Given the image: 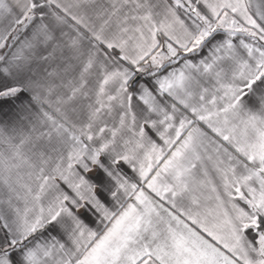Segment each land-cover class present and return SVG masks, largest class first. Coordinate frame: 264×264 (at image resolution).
Listing matches in <instances>:
<instances>
[{
  "label": "snow or ice",
  "instance_id": "1",
  "mask_svg": "<svg viewBox=\"0 0 264 264\" xmlns=\"http://www.w3.org/2000/svg\"><path fill=\"white\" fill-rule=\"evenodd\" d=\"M0 264H264V0H0Z\"/></svg>",
  "mask_w": 264,
  "mask_h": 264
}]
</instances>
